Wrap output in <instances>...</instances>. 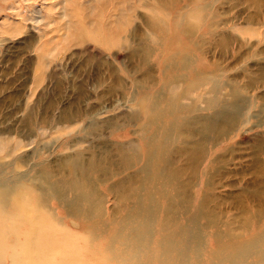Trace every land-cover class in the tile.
Masks as SVG:
<instances>
[{
  "label": "rangeland",
  "instance_id": "obj_1",
  "mask_svg": "<svg viewBox=\"0 0 264 264\" xmlns=\"http://www.w3.org/2000/svg\"><path fill=\"white\" fill-rule=\"evenodd\" d=\"M3 182L0 264H264V0H0Z\"/></svg>",
  "mask_w": 264,
  "mask_h": 264
},
{
  "label": "bare ground",
  "instance_id": "obj_2",
  "mask_svg": "<svg viewBox=\"0 0 264 264\" xmlns=\"http://www.w3.org/2000/svg\"><path fill=\"white\" fill-rule=\"evenodd\" d=\"M161 133L164 135L166 132H165V130H163ZM83 154L84 153H78L76 158L74 159V163H73L72 167L75 171L74 172L75 174H72V176L69 177L67 180H58L56 183H53V184L51 182L48 183L50 189L54 190L55 193L58 194L57 195L58 200L61 202H68V201L73 200V201L88 202L87 204H90L89 199L92 195L93 185H94L95 181L100 179L102 174L107 171V165L110 164L107 157H106V163H105L104 159H102L101 156L99 155V153L95 152V150L86 159H83L84 157L82 158ZM164 169L165 168H163V167L160 168L159 171L157 172V174L159 176L162 175L164 172L163 171ZM140 173H142V172H140ZM142 174H144V173H142ZM145 174H146V172H145ZM105 178L110 179V177L108 178V176H106ZM43 192H45V189L43 190ZM13 196H15L14 195V188L12 186H10L9 183H7V182L0 183V220H5V221L9 220L11 224L15 225L14 218H16V217L22 218L26 215V213H25V211H26L25 206L26 205L22 204L21 201H18V200L15 203H13V201H11V197H13ZM86 199H88V201H84ZM20 208H22L23 210ZM37 214H40V213H37ZM22 219L26 220L27 218L25 217ZM48 225H49V223H47L41 217H39L38 224L36 225V227L41 228V229H43V228L47 229ZM165 226H167V225H165ZM263 227H264V225H263ZM34 230L39 231L40 229H34ZM263 231H264V228H263ZM24 236L26 238H29L30 235L28 233H25ZM243 236H241V237H243ZM257 240L244 241L241 238V239L237 240V242L236 241L235 242L240 243V244H244L243 242H246V243H248L247 245L252 246L253 244L257 243ZM235 242L232 244L226 245V246L228 248H231L232 246L236 247ZM254 255H256L259 258H262V259H259V262L264 261V247L258 253H254ZM258 255H260V256H258ZM241 256H242L241 258H237L238 260L235 263L245 262L246 258H247L246 261L248 262V259L250 258L249 254H241ZM256 263H258V262H256Z\"/></svg>",
  "mask_w": 264,
  "mask_h": 264
}]
</instances>
